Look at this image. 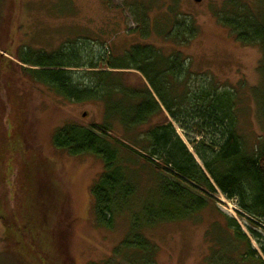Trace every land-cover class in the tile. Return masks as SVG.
I'll use <instances>...</instances> for the list:
<instances>
[{"label": "trees", "instance_id": "obj_1", "mask_svg": "<svg viewBox=\"0 0 264 264\" xmlns=\"http://www.w3.org/2000/svg\"><path fill=\"white\" fill-rule=\"evenodd\" d=\"M235 1L225 4L233 12L221 11L218 16L240 41L261 48L259 70L264 82V14L249 13L248 17L245 7L236 14ZM5 2L0 0V221L6 247L0 253V264H67L59 238L66 194L55 196L56 187L50 182L51 177L57 179L56 164L50 165L49 158L45 161L40 151L26 149L21 134L26 94L20 91L27 80L70 100L104 103L103 123L65 125L53 136L57 148L74 156L92 153L103 161L104 171L92 187L93 214L100 226L113 228L116 217L131 206L141 172L133 167L138 161L156 175L157 196L133 214L130 232L113 251L116 257L127 256L132 264H155L156 246L143 229L190 218L211 201L216 203L219 192L237 200L236 211L264 256V129L250 146V137L241 130L233 89L221 90L211 78L194 79L181 51L164 56L152 45H133L116 58L92 50L88 61L78 40L66 41L52 52L26 48L16 54L19 0ZM147 10L132 9L141 13L143 35L150 32ZM157 26L160 33L180 44L189 43L197 34L192 19H175L168 32L162 23ZM109 69L137 70L146 80L141 87H125L121 73ZM260 112L264 127V109ZM160 114L165 121L135 139L134 147L112 135L114 120L132 131ZM175 125L183 130L194 153ZM39 192L47 197L43 205ZM32 194L37 197L32 199ZM207 237L217 249L210 255L213 264L224 245L228 246L223 253L227 260L235 263L230 254L236 252L242 263L257 258L264 264V257L252 249L250 236L235 217L228 216L225 226L214 222ZM243 245L245 251L240 250Z\"/></svg>", "mask_w": 264, "mask_h": 264}, {"label": "rangeland", "instance_id": "obj_2", "mask_svg": "<svg viewBox=\"0 0 264 264\" xmlns=\"http://www.w3.org/2000/svg\"><path fill=\"white\" fill-rule=\"evenodd\" d=\"M226 1L19 0L13 51L16 54L24 53L23 49L32 48L52 52L69 40H78L85 61L90 59L92 50L116 58L123 56L136 44L152 45L164 56L181 51L194 79L201 76L211 78L221 90H234L239 102L237 107L240 109L241 130L250 137V146H253L264 129L259 117L260 111L264 109V82L259 70L263 54L258 45L243 43L230 27L222 23L218 13L233 12L231 6L225 5ZM235 3L236 14L244 10L243 7L248 17L249 13H257L258 16L264 14V0H236ZM134 7H138V11L148 9L150 32L147 35H143L141 13H134ZM175 19L194 21L197 34L189 43H177L166 37L167 33H160L161 28L157 23H162L168 32L173 28ZM109 70L121 73L119 77L125 87H141L146 80L137 70ZM22 91L26 94L21 131L25 147L43 153L45 161L50 159V165L56 164L54 172L60 182L54 177L50 178L52 186L56 187L53 193L59 198L66 194L59 236L66 263L132 264L127 256L116 257L113 251L130 232L133 214L141 211L144 202L151 196H157V178L151 167L142 166L141 161L133 166L141 172L131 206L116 217L113 228L100 226L93 214L92 187L104 171L103 161L92 153L71 155L67 150L55 146L53 136L65 125L90 126L103 123L104 103L99 100H70L54 89L30 80H27ZM164 121V114L155 115L147 124L127 131L122 123L114 120L112 135L134 147L135 139ZM175 126L194 153L183 130ZM46 178L42 182L45 183ZM58 190L62 193H58ZM41 194L38 195V201L45 204L47 197ZM35 196L32 194L31 198ZM216 196L219 199L216 203L211 201L190 218L162 222L143 229L145 237L156 246L155 264H213L210 255L217 249L211 246L208 231L216 221L225 226L228 216L238 220L242 230L250 236L252 249L263 256L259 242L248 231L245 221L236 211L237 200L228 199L221 192ZM5 247L4 226L0 221V253ZM221 247L214 264H259L257 258L242 263L243 259L236 252L230 254L236 262L228 261L223 256L228 246ZM245 249L243 245L240 250ZM8 264L14 263L12 261Z\"/></svg>", "mask_w": 264, "mask_h": 264}, {"label": "water", "instance_id": "obj_3", "mask_svg": "<svg viewBox=\"0 0 264 264\" xmlns=\"http://www.w3.org/2000/svg\"><path fill=\"white\" fill-rule=\"evenodd\" d=\"M196 1H200V0H196ZM84 115H86V113Z\"/></svg>", "mask_w": 264, "mask_h": 264}]
</instances>
